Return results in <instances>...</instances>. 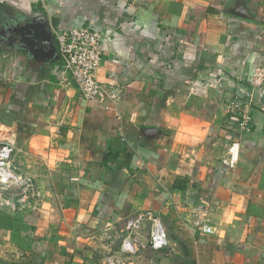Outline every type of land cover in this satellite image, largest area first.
Instances as JSON below:
<instances>
[{
	"label": "crops",
	"instance_id": "1",
	"mask_svg": "<svg viewBox=\"0 0 264 264\" xmlns=\"http://www.w3.org/2000/svg\"><path fill=\"white\" fill-rule=\"evenodd\" d=\"M39 25L51 38L99 32L97 78L116 97L66 85ZM257 68L264 0H0V143L14 144L15 171L33 186L24 204L0 206V264H264ZM247 93L241 130L224 106ZM143 211L168 245L151 249L146 225L125 252V222ZM198 216L212 233L193 226Z\"/></svg>",
	"mask_w": 264,
	"mask_h": 264
},
{
	"label": "built area",
	"instance_id": "2",
	"mask_svg": "<svg viewBox=\"0 0 264 264\" xmlns=\"http://www.w3.org/2000/svg\"><path fill=\"white\" fill-rule=\"evenodd\" d=\"M52 38L56 44L60 61L66 77V85H75L78 93L85 99H114L118 89L111 84L101 83L97 78V69L101 65L104 54L101 48V34L88 26H80L68 30H53ZM251 89L264 83V68H257L249 78ZM246 99L230 100L225 104V111L239 117L237 126L244 130L249 123L251 95L245 94ZM15 146L9 141L0 143V206L15 203L24 204L28 197L33 196V186L29 179L18 175L12 162ZM238 157V143L232 142L227 155L222 159L224 163L233 166ZM199 215V213H196ZM199 216L192 224L203 233H212L210 225ZM148 225V245L158 250L168 245V236L160 217L152 211L136 213L125 222L127 234L121 239V248L125 252L133 253L136 240L132 235Z\"/></svg>",
	"mask_w": 264,
	"mask_h": 264
},
{
	"label": "water",
	"instance_id": "3",
	"mask_svg": "<svg viewBox=\"0 0 264 264\" xmlns=\"http://www.w3.org/2000/svg\"><path fill=\"white\" fill-rule=\"evenodd\" d=\"M43 25H39V28L37 27L36 28V30H37V35H36V38L37 39H43V41H44V43L46 44V45H50L51 47H52V49H54L55 48V46H54V43H53V41H52V38H51V36H50V34H48V32H46V31H44V34H46V35H44L43 34V36L42 35H40L41 34V32H43L42 30V27ZM39 33V34H38Z\"/></svg>",
	"mask_w": 264,
	"mask_h": 264
},
{
	"label": "rangeland",
	"instance_id": "4",
	"mask_svg": "<svg viewBox=\"0 0 264 264\" xmlns=\"http://www.w3.org/2000/svg\"><path fill=\"white\" fill-rule=\"evenodd\" d=\"M150 256H152V255H150Z\"/></svg>",
	"mask_w": 264,
	"mask_h": 264
}]
</instances>
